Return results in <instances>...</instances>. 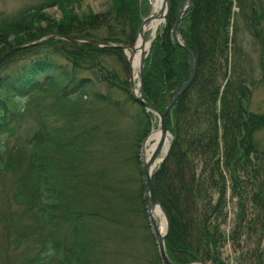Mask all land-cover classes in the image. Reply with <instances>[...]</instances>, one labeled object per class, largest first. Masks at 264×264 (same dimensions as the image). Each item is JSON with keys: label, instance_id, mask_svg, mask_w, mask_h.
Here are the masks:
<instances>
[{"label": "trees", "instance_id": "1", "mask_svg": "<svg viewBox=\"0 0 264 264\" xmlns=\"http://www.w3.org/2000/svg\"><path fill=\"white\" fill-rule=\"evenodd\" d=\"M82 1L38 0L11 14L6 30L0 32L3 49L11 45L8 38L25 44L59 36L12 52L0 63V174H13V200L34 221L22 223L15 240L16 247L25 239L35 244L24 259L29 264L102 262L112 254L117 238L133 242L132 218L126 215L134 212L130 203L145 207V198L136 199L146 189L139 148L151 130L152 115L141 108L143 114L134 116L138 140L128 143L118 125L125 112L120 95L136 101L125 72L109 64L111 57L124 62L125 55L115 47L78 44L62 37L130 45L151 12V3L109 0L107 12L93 14L74 10L75 3ZM183 1L171 0L167 26L145 64L144 99L162 112L194 68L191 55L172 33ZM257 3L194 0L179 25L185 45L198 58V71L166 117L173 141L154 178L156 197L171 224L167 253L176 264H225L227 237L242 247L238 264H264V148L257 137L264 129V114L248 110L250 53L240 36L241 32L262 35L264 3ZM55 7L61 11L59 21L48 12ZM238 16L243 26L237 23ZM11 137L20 145L9 148ZM127 143L134 151L121 158L118 153ZM120 167L125 168L123 176L118 175ZM172 175L179 186L187 187L190 215L184 225L188 233L196 234L189 247L182 239L179 245L175 240L177 200L161 191L162 182ZM229 188L238 201L234 217L226 199ZM252 191L251 198L262 206V223L258 214L248 218ZM234 218L236 228L227 235ZM147 227L155 257L146 263L162 264Z\"/></svg>", "mask_w": 264, "mask_h": 264}, {"label": "rangeland", "instance_id": "2", "mask_svg": "<svg viewBox=\"0 0 264 264\" xmlns=\"http://www.w3.org/2000/svg\"><path fill=\"white\" fill-rule=\"evenodd\" d=\"M249 1L253 2L256 5H258L257 3L258 1H262L264 3V0H249ZM37 2L38 0H0V32H2V30H6L5 27H7V24L10 21L9 22H5V21L10 20L12 18L11 14L18 12L19 10L23 9L26 6L34 5ZM185 2L186 0L182 2V6L185 4ZM75 5H76L74 8L75 11L100 14L107 12L108 9L110 8L111 3L109 0H83L81 4L75 3ZM79 6H81V8ZM48 12L57 21H59V19H62L61 11L59 10V8L55 7L49 9ZM236 12L239 13V10L236 9ZM236 21L240 26H243L244 20H242L241 16H238ZM165 24L167 25V20L159 28L157 34L160 33L162 29H164ZM240 36L245 43L248 53H250L249 55L250 59H248L247 61V72H248L247 79L250 88L248 110L255 114H264V46H263L264 31L262 32V35L259 37L252 35L250 32H248V34L241 32ZM152 38L153 36L149 32L147 34V41L150 42ZM42 40L48 41L49 38L45 37L40 39L39 41ZM8 42L11 45L6 47L5 49L1 47L0 50L1 49L2 50L0 52V55H3L9 50L15 48H16L15 51H19L21 50L20 49L21 46L28 43H32V42H27L25 44H18L14 41L13 38H8ZM124 57L126 58V55ZM21 64L22 62H20L18 65ZM109 64L112 67L115 66L116 68H118L119 71H124L127 79L129 78L130 65L129 62L127 61V58L124 60V62H119L117 57H111V59H109ZM154 75L155 77L158 76V72L156 73L155 71ZM120 97L122 99L121 101L124 104L125 112L124 114H122V116H120L118 125L121 133L124 134L126 139L128 140V143L130 141L131 143H134L138 140L139 126L135 123V120L133 118L137 114L142 113L141 108L144 107L137 102H128L123 95H120ZM28 100L29 99H27V102L30 103V101ZM31 107L33 109L34 106L30 105V108ZM150 114L152 115L151 130L146 136L143 137V141L139 148V156H140V161L142 163V167L144 169V173H145V167L142 159L144 143L147 140L149 134L152 133L154 127L159 126V118H157V116L152 113ZM257 137L260 142V146L264 148V129L259 131ZM172 139L173 136L171 133L170 144L172 142ZM19 142L20 141L16 137H11L7 140V144L9 148H12L15 144ZM128 143L125 144V146L118 153L119 157L123 158V156H129L130 154L133 153L134 149L131 146V144L130 147H128ZM23 154H25V151H23ZM252 157L254 158V155H252ZM256 163L257 162H254V164ZM124 174H126L125 168L120 167L118 175L123 176ZM251 176L253 178L254 175ZM248 178H250V176ZM262 179L263 178H261V182ZM142 180H143V184L146 186L145 175L142 177ZM14 188L15 185H14L13 174L10 172L1 173L0 174V264H29L28 261L29 259L27 260L24 259L33 252V248L35 247V244L29 241L28 239H25L21 242V244L18 245V247H16L15 240L18 235L17 230L21 226V224L32 223L34 221L32 218L29 217L28 214L25 213L24 208H21L15 204L13 200ZM184 188L187 189V187H185L184 185L179 186V184L177 183L176 176L172 175L167 177V179H165L162 182L161 191L167 197H172L175 200H177V205L179 209L176 206V212L178 213L179 216V225H178L179 227H178V232L176 233L175 236V240L177 242V245H179V242L181 243L180 240L182 239L184 242V246L189 247L191 241L196 237V234H194L193 232L188 233L184 225V223H187L186 219H189V215H190L188 210L189 208L187 205L188 195ZM137 190L138 189H136V192H138ZM253 193L255 192L252 191V193H250L248 196V215H249L248 218L254 219L259 216L258 222L260 221L262 223L261 214H263V211L260 212L261 214L259 213V210L261 209L262 206H259L257 203H255V200L251 198V194L253 196ZM142 195L138 194V196H136V199L140 201L142 198H145L144 201L146 202L144 209L142 208L143 205L141 206V203L136 201V203L134 204L130 203L129 205L131 206V208L133 207L134 212H131V214L126 213V215H128L129 218H132V223L134 226L133 242L126 243L122 239L117 238L115 240L117 244L111 246L112 254H108L107 258L103 259L102 262H98V263L96 262L94 264H147L146 263L147 259L154 260L155 252L153 248V241L150 239L151 237L147 233L148 232L147 224L148 226H150L149 215H148L149 196H148L147 188L143 190ZM257 198L260 199L262 197H257ZM226 199H227V204L229 206V211L232 212L231 216L233 215L234 217V212L238 201L233 197L230 188L228 189ZM256 214H258V216H256ZM232 220H233L232 225L231 226L228 225V227L225 230L227 235L230 233L231 228H233V230L236 228L235 218ZM107 229L112 230L111 227H107ZM228 238L229 237H227V241L223 247L224 263L238 264L237 260L238 258H240V254L242 253V247L236 245L235 239H232L231 241L228 240ZM257 238L258 235L253 236L251 241L255 243ZM180 246L182 247V245ZM180 249L182 250V248ZM248 250H250V248H248Z\"/></svg>", "mask_w": 264, "mask_h": 264}, {"label": "water", "instance_id": "3", "mask_svg": "<svg viewBox=\"0 0 264 264\" xmlns=\"http://www.w3.org/2000/svg\"><path fill=\"white\" fill-rule=\"evenodd\" d=\"M194 4V0H186L184 7L180 13V16L177 18L175 24L173 25V34H174V38L176 40V42L181 45L182 47H184L187 52L192 56L193 58V62H194V69L193 72L189 78V80L179 89V91L177 92L176 96L173 98L172 102L169 104V106L166 108V110L164 112H161L160 110H158V108L152 106L151 104H149L148 102H146L143 98L144 95V85H143V76H144V68H145V61L146 58L148 57L151 49H152V45H153V41L150 43V48L148 49L147 52L143 53L142 56V62H141V68H140V72H139V93L136 94V83L135 80L133 78L132 75V71H131V66H130V73H129V84H130V90L131 93L133 95V98L135 101L139 102L142 104V106L148 111V112H152L154 113L156 116L159 117V125L161 127L162 130V140L160 142V144L158 145V147L156 148V151L154 152L150 162H144V167H145V172H146V185H147V190H148V196H149V205H148V215H149V220H150V226L152 228V232L153 235L156 239L157 245H158V249H159V254L161 257V260L163 262V264H175L173 263L170 258L168 257V254L166 252V245H165V240L166 237L169 234L170 231V223L167 217V214L165 213V216L167 218L168 221V230L166 232L165 235H162V233L160 232V228L157 225L155 219L152 216L151 210L152 208L156 207L157 205H159L161 208V204L159 203V201L157 200L156 196H155V189H154V175L150 174V168L152 167L154 161L158 158V156L161 154L164 146H165V142H166V138L167 135L170 134L167 128V122H166V117L169 114V112L173 109V107L176 105L178 99L180 98V96L182 94H184L193 84V82L196 79L197 76V70H198V59L197 56L195 55V53L185 45V43L181 40L180 38V33L178 30V25L181 22V20L183 19L184 14L193 6ZM152 19V14H150L147 18H145L143 24L147 23L148 21H150ZM143 28V25H142ZM146 42V38L144 39ZM74 42L77 43H85L88 45H93L96 47H103V46H108V47H112L113 45L110 43H106L105 45H101L98 43H90V42H83V41H76L73 40ZM130 47L126 46H119V49L122 50L123 52H125V54L127 55V51ZM6 54H4L1 58L0 61L3 59V57ZM130 64V61H129ZM169 151H170V146L167 150L166 156L165 158H163L162 163L160 164L159 168L162 166V164L164 163V161L167 159L168 155H169ZM165 212V211H164Z\"/></svg>", "mask_w": 264, "mask_h": 264}, {"label": "bare ground", "instance_id": "4", "mask_svg": "<svg viewBox=\"0 0 264 264\" xmlns=\"http://www.w3.org/2000/svg\"><path fill=\"white\" fill-rule=\"evenodd\" d=\"M152 6H153V11L151 13L152 19L150 21H148L147 23L143 24V28L141 27V30H140L137 38L132 42V44L127 45L130 48L127 51L126 57H127V61L128 62L130 61L132 75H133V78L136 82V94L139 93L138 79H139V72H140V68H141L142 56H143V53L148 51V49L150 48V43H151L148 41L145 42L144 39L146 38V36L149 32L152 34L153 37L157 34L159 28L165 22L166 17L168 16V14L170 13V10H171L170 0H152ZM56 36L59 37L58 35H56ZM62 38L65 40L74 42L73 41L74 39H69L68 37H62ZM49 40H52V39H49ZM74 43H76V42H74ZM151 51H150V53H151ZM150 53H149V55H150ZM147 58H146V60H147ZM145 64H146V61H145ZM166 122H167V120H166ZM167 128H168V126H167ZM169 133H170V131H169ZM170 134L167 135L165 146H164L161 154L154 161L152 167L150 168V171H149L150 174L156 173L157 169H159V166L162 163L163 157H165L167 150H168V147L170 145ZM161 140H162L161 127L156 126V127H154L152 133L148 136L147 140L144 143V148H143V153H142V159L144 162H146V163L150 162V160H151L154 152L156 151V148L160 144ZM172 141H173V139H172ZM164 210L165 209L161 208L159 205L152 208V210H151L152 216L156 220L162 235H165L168 228H169L167 225V219L165 216L166 212H164ZM170 229H171V224H170ZM193 264H200V263H193Z\"/></svg>", "mask_w": 264, "mask_h": 264}]
</instances>
